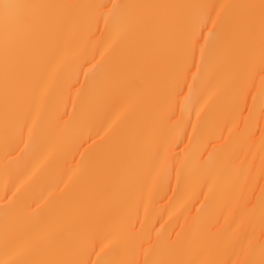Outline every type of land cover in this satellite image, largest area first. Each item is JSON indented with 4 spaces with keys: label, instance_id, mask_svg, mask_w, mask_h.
Returning a JSON list of instances; mask_svg holds the SVG:
<instances>
[{
    "label": "bare ground",
    "instance_id": "1",
    "mask_svg": "<svg viewBox=\"0 0 264 264\" xmlns=\"http://www.w3.org/2000/svg\"><path fill=\"white\" fill-rule=\"evenodd\" d=\"M0 264H264V0H0Z\"/></svg>",
    "mask_w": 264,
    "mask_h": 264
}]
</instances>
